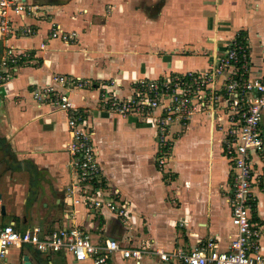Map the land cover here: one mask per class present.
Listing matches in <instances>:
<instances>
[{"label":"crops","instance_id":"crops-1","mask_svg":"<svg viewBox=\"0 0 264 264\" xmlns=\"http://www.w3.org/2000/svg\"><path fill=\"white\" fill-rule=\"evenodd\" d=\"M30 1L43 5L49 15L44 20L14 15L16 26L31 24L34 33L0 38V56L5 45L35 53L14 79L0 85V227L12 224L26 231L39 226L52 232L80 226L93 233L94 244L115 239L124 247L148 243L164 251H189L213 238L227 250L236 229L229 205L234 171L223 153V107L196 112L187 125L172 124L176 140L170 171L175 179L166 183L155 164V122L106 110L99 88L70 90L72 102L93 125L105 178L132 203L134 214L126 222L107 209L99 214L72 204L67 196L74 180L68 167L67 115L35 100L32 91L51 82L54 74H65L111 81L110 93L128 96L138 80L207 69L240 34L247 36L253 66L261 73L264 0ZM53 23L76 31L79 41L48 39ZM43 42L45 49L40 48ZM253 164L255 221L264 227V154H255ZM262 243L264 247V236ZM154 261L145 257L141 264ZM0 264L91 262L25 246L0 255ZM110 264L136 261L116 254Z\"/></svg>","mask_w":264,"mask_h":264},{"label":"built area","instance_id":"built-area-1","mask_svg":"<svg viewBox=\"0 0 264 264\" xmlns=\"http://www.w3.org/2000/svg\"><path fill=\"white\" fill-rule=\"evenodd\" d=\"M14 15L44 20L49 13L43 5L30 0H0L1 39L8 40L18 33L26 36L34 33L31 24L16 26ZM48 39L72 44L79 41V35L53 23ZM46 46L43 42L40 48ZM34 55L30 49L5 45L0 56V85L14 79L22 64ZM93 81L54 74L51 82L32 91L35 100L67 115L71 134L67 146L68 167L74 175L67 196L72 204H83L89 212L107 209L126 222L134 214L132 203L105 178L93 138V125L85 112L72 102L70 90L99 88L106 110L155 122L158 128L157 162L161 170L172 155V124L177 120L187 124L194 113L214 110L220 105L225 109L226 117L223 153L234 171L229 205L236 234L230 247L221 250L213 238L189 251L158 250L151 244L130 248L115 239H107L98 245L92 242L88 230L80 226L44 232L39 226L19 231L14 225L7 224L0 227V255L6 257L11 248L30 246L43 253H63L71 255L76 262L90 261L91 264H110L116 254L132 259L136 264H141L145 257L154 258V264H264V227L255 221L257 200L253 191L254 155L264 154V71L260 73L253 66L247 36L237 35L227 51L214 58L207 69L138 80L132 94L125 98L110 93L112 86ZM222 94H225V101L221 99Z\"/></svg>","mask_w":264,"mask_h":264},{"label":"rangeland","instance_id":"rangeland-1","mask_svg":"<svg viewBox=\"0 0 264 264\" xmlns=\"http://www.w3.org/2000/svg\"><path fill=\"white\" fill-rule=\"evenodd\" d=\"M94 83H96V82H98V81H93ZM99 85L100 84H108V85H113V82H102V83H98ZM97 87V86H96ZM134 88H135V83L133 82V85L130 87V90L132 89V91L134 90ZM95 89H98V88H95ZM102 92V91H101ZM132 94V93H131ZM130 94V95H131ZM129 96V95H128ZM126 96H123L122 98H125ZM114 113H117V112H114ZM117 114H119V113H117ZM121 115V114H120ZM134 116H136V115H134ZM139 119H141V120H146V119H144V118H142V117H140V116H137ZM184 125H187V124H184ZM171 135V134H170ZM173 141H174V145L172 146L173 147V149H172V155H171V157H170V159L168 160V162L166 163V165H165V167H164V169L163 170H161L160 168H159V166H158V162H157V151H156V154H155V164H156V166H157V168H159V170L161 171V173L163 172V174H165V182L166 183H170L173 179H175V176H174V174L173 173H171V171H170V163H171V159L173 158V152H174V147H175V140H176V136H174L173 135ZM158 144V143H157ZM157 150H158V148H157ZM89 230V229H88ZM89 232V234H90V238H91V240H92V242H94V236L92 235L93 233H91L90 231H88ZM149 244L148 243H145L143 246H140V247H147Z\"/></svg>","mask_w":264,"mask_h":264},{"label":"water","instance_id":"water-1","mask_svg":"<svg viewBox=\"0 0 264 264\" xmlns=\"http://www.w3.org/2000/svg\"><path fill=\"white\" fill-rule=\"evenodd\" d=\"M2 210H3V213H5V208L4 207L2 208Z\"/></svg>","mask_w":264,"mask_h":264}]
</instances>
